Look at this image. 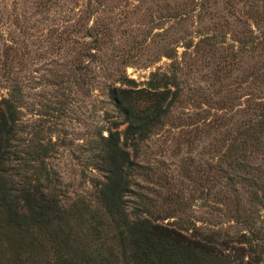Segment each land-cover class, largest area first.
Wrapping results in <instances>:
<instances>
[{
  "label": "rangeland",
  "instance_id": "obj_1",
  "mask_svg": "<svg viewBox=\"0 0 264 264\" xmlns=\"http://www.w3.org/2000/svg\"><path fill=\"white\" fill-rule=\"evenodd\" d=\"M174 72L183 99L140 140L128 210L231 237L222 256L239 264L238 237L264 241V126L244 131L264 112V0H0V99L14 95L24 143L54 142L45 162L64 203L93 201L104 179L109 88Z\"/></svg>",
  "mask_w": 264,
  "mask_h": 264
},
{
  "label": "trees",
  "instance_id": "obj_2",
  "mask_svg": "<svg viewBox=\"0 0 264 264\" xmlns=\"http://www.w3.org/2000/svg\"><path fill=\"white\" fill-rule=\"evenodd\" d=\"M108 92L117 117L110 122L115 129L97 143L96 165L104 179L93 201L78 197L70 203L63 202L46 166L54 142L24 143L14 95L0 99V264H229L222 255L233 238L188 237L184 226L171 228L141 216L143 204L132 212L127 207L140 140L183 99L176 73L157 74L140 89L118 86ZM122 123L126 126L119 129ZM263 126L264 112L244 129L246 139L258 138ZM260 200L264 203V192ZM241 238L247 245L235 250L247 259L239 264H261L264 241L253 245L252 238Z\"/></svg>",
  "mask_w": 264,
  "mask_h": 264
}]
</instances>
